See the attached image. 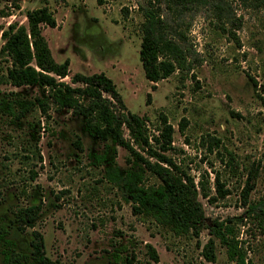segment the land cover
<instances>
[{
	"label": "rangeland",
	"instance_id": "rangeland-1",
	"mask_svg": "<svg viewBox=\"0 0 264 264\" xmlns=\"http://www.w3.org/2000/svg\"><path fill=\"white\" fill-rule=\"evenodd\" d=\"M146 1L0 0V30L10 21L24 23L27 9L47 3L56 25L44 26L42 34L53 59L67 58L69 74L103 71L126 108L147 116L149 132H156L159 114H165L173 129L168 153L181 158L195 179L202 171L212 177L216 170L226 193L212 202L200 198L205 217L197 235L176 236L150 219L140 221L131 212L128 190L108 182L104 164L93 162L108 142L87 135L79 115L65 108L55 111L53 105L47 123L52 132L41 129L43 116L33 107L15 121L0 114V223L7 229L5 237L12 248L29 253L31 230L36 229L45 254L62 264H107L121 244L144 264H233L224 244L206 227L217 219L232 224L248 262L264 264V232L247 216L242 197L247 169L257 167L247 197L264 199V1L222 0L219 10L205 5L184 12L191 67L174 70L154 82V88L138 58L139 5ZM9 90L26 98L45 95L37 85L0 81V93ZM208 135L220 138L223 146L209 150ZM76 138L80 150L73 145ZM223 147L236 155L238 173L225 165ZM111 152L110 145L107 158ZM126 153L115 145L121 172L128 166ZM149 180L156 178L149 175ZM30 205L38 206L32 226L15 216ZM208 237L214 241L213 260L201 254ZM146 243L155 249L157 262L149 257ZM5 247L0 240V264H5Z\"/></svg>",
	"mask_w": 264,
	"mask_h": 264
},
{
	"label": "trees",
	"instance_id": "trees-1",
	"mask_svg": "<svg viewBox=\"0 0 264 264\" xmlns=\"http://www.w3.org/2000/svg\"><path fill=\"white\" fill-rule=\"evenodd\" d=\"M220 1L147 0L145 5H139L142 20L139 23L138 58L145 78L151 82V88H154V82L166 78L174 70H189L191 67L188 59V22H184L183 13L191 7L205 5L219 10ZM239 1L258 5L264 0ZM13 5L18 7L15 1ZM216 15H220L219 11ZM24 16V23L10 21L0 30V81L14 86L37 85L45 91V95L26 98L13 90L0 93V114L15 121L36 107L43 116L40 128L50 132L52 130L47 123L51 118L48 112L51 105L55 111L65 108L72 115H79L87 135L108 142L100 153L93 155V162L104 164L103 177L108 182L121 184L128 190L131 212L140 221L150 219L173 235H197L205 217L200 198L212 202L226 193L218 172L213 171L211 177L207 171H202L195 179L183 166L181 158L175 159L168 153L172 149L173 129L166 115L160 113L156 132H149L147 116L126 108L112 79L103 71H75L69 74L67 58L55 61L42 34L44 26L56 25L53 11L47 3L27 9ZM65 76H69L68 81L63 79ZM184 120V117L180 118L179 130L184 126ZM28 125L33 128L32 122ZM207 143L209 150L223 146L221 139L213 135H208ZM73 145L81 149L78 138L73 141ZM110 145L112 152L107 158ZM115 145L127 151L124 160L128 166L123 172L114 160ZM223 149L227 154L224 163L228 170L232 174L238 173L241 164L236 155L225 147ZM36 151L38 153V149ZM242 168L245 166L242 165ZM149 175L155 177L156 181H150ZM256 175L257 167L247 169L242 197L247 216L254 219L256 226L264 232V199L252 201L247 197ZM37 209L38 206L30 205L15 212V216L32 226ZM206 227L224 244L229 261L233 264H251L245 259L243 241L237 237L232 224L213 219ZM6 234L7 229L0 223V240L6 245L1 251L5 264H62L59 259H51L45 254L42 235L38 230H31L29 253L12 248L13 243L5 237ZM145 245L149 257L157 262L155 249L148 243ZM201 252L205 259H214L212 237H208ZM107 264L144 263L133 252H128L125 244H121L111 252Z\"/></svg>",
	"mask_w": 264,
	"mask_h": 264
}]
</instances>
